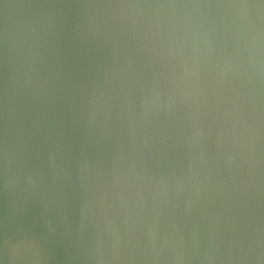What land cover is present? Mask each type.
<instances>
[{
  "label": "clouds",
  "instance_id": "1",
  "mask_svg": "<svg viewBox=\"0 0 264 264\" xmlns=\"http://www.w3.org/2000/svg\"><path fill=\"white\" fill-rule=\"evenodd\" d=\"M0 264H264V0H0Z\"/></svg>",
  "mask_w": 264,
  "mask_h": 264
}]
</instances>
